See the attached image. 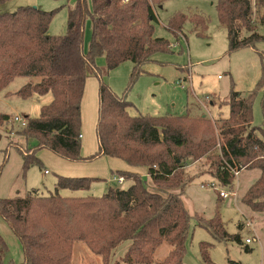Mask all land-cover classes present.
Segmentation results:
<instances>
[{
    "label": "trees",
    "instance_id": "1",
    "mask_svg": "<svg viewBox=\"0 0 264 264\" xmlns=\"http://www.w3.org/2000/svg\"><path fill=\"white\" fill-rule=\"evenodd\" d=\"M162 1L77 0L69 10L65 35L49 32L54 12L26 6L0 14V92L16 78L26 77L29 81L16 93L21 98L52 96L41 107L39 116L26 115L25 125L21 124L20 133L29 143V152H20L24 172L32 165H41L37 152L46 148L72 162L105 156L121 159L134 168L145 167L152 185L158 188L153 190L138 172L117 170L112 172L114 176L123 181L132 179V184L126 189L109 186L102 196H62V190H89L94 182L105 179L58 175L50 194L32 189L25 195L0 198V215L22 244L21 264H72L75 241L86 243L101 257L102 264H112L114 249L123 240L131 241L125 256L128 263H154L157 248L167 240L173 249L159 264H184L190 215L182 193L194 175L200 174L190 175L185 165L189 159L204 158L216 146L217 161L211 175L219 186L233 190L236 172L261 170L243 201L254 212L264 213V134L253 124L251 94L242 96L233 90L225 101L230 115L217 120L215 127L205 118L131 115L133 102L116 95L102 78L121 63L132 61L134 81L143 66L154 60L156 52L169 51L170 43L154 36V21L158 20L154 7ZM216 2L230 53L264 40L252 19V0ZM256 6L260 21H264V0H258ZM89 18L92 39L85 51ZM188 18L177 14L169 20L168 28L175 34L184 32L182 25ZM190 18L198 27L207 28V18ZM102 55L107 60L103 70L96 63ZM92 75L100 81L98 150L84 156L81 104L86 81ZM12 118L0 112V126L15 120ZM167 186L180 192L159 191ZM198 217L199 225L215 239L243 244L240 234L227 232L219 214L210 220ZM244 226L240 224V228ZM211 246L209 242L201 243L203 259L210 264ZM245 250L251 248L246 245ZM7 253L8 245L0 234V264H6Z\"/></svg>",
    "mask_w": 264,
    "mask_h": 264
},
{
    "label": "rangeland",
    "instance_id": "2",
    "mask_svg": "<svg viewBox=\"0 0 264 264\" xmlns=\"http://www.w3.org/2000/svg\"><path fill=\"white\" fill-rule=\"evenodd\" d=\"M76 1L4 0L0 1V14L14 12L26 6L54 12L49 32L53 35H65L69 10L75 6ZM256 2L258 0L251 2L252 19L256 23L257 31L264 36V21H260ZM216 4V0H163L155 5L158 20L154 21V36L166 39L171 46L169 51L156 52L154 60L143 66V72L134 81L131 80L134 69L132 61L121 63L102 77L116 95L133 102L131 115L205 118L217 127V120L230 115V107L225 101L235 90L242 96L252 95L253 124L264 134V40L256 42L255 46L243 47L230 53L227 30L219 21ZM177 14H185L189 18L182 25L184 32L179 31L175 34L168 28V23ZM193 15L207 18V28L198 27L190 18ZM91 39L92 20L89 18L85 25V51H88ZM96 63L102 70L107 68L104 55L97 57ZM88 80L85 95L87 108H84L85 126L82 128L85 138H82V144L87 152H91L89 155H92L98 150L95 127L98 118L100 81L95 75L90 76ZM28 81L29 78L18 77L8 88L0 92V112L9 113L13 118L39 116L41 107L48 104L52 96L47 94L35 95L30 99L21 98L16 93ZM93 89L96 99L94 119L93 108L89 109L90 103H93ZM20 131L21 123L18 120L5 122L0 126V198H11L18 193L25 195L32 189H37L39 194H50L55 190L58 175L105 179L94 182L89 190H62V196H102L109 186L126 189L132 184V179L120 181L112 174L117 170H129L111 163L119 161L128 168L123 160L103 156L93 161L81 162L77 164L81 170L74 171H82L79 173L82 175H70L74 171H67L58 162H66L69 166L76 164L46 148L37 152L41 165H32L24 172V160L20 152L28 153L29 143ZM218 149L219 146H216L202 159H189L185 165V171L190 175L207 173L194 175L182 193V199L190 215L183 262L210 264L203 259L201 251V243L209 242L212 245L209 249L212 264H233L232 262L264 264V213L254 212L243 201L245 193L240 184L247 174L251 175L253 172L241 171L235 178L233 190L219 186L211 175L217 161ZM130 170L144 174L143 178L150 187L153 186L145 167ZM113 177H116L115 180ZM152 189L158 191L157 186H153ZM159 191L163 194L180 192L179 188L171 186L160 188ZM221 191L228 194L236 193V196L221 198ZM216 214L221 216L229 234H240L242 245L236 241H219L206 228L199 225L198 216L210 220ZM242 223H245V226L240 228ZM0 234L8 245L6 264H21L24 260L22 244L1 215ZM247 238H250L251 242L247 243ZM130 244V240H123L117 245L112 255V264H131L125 261ZM246 245L251 251L245 250ZM172 249L173 246L167 240H163L154 254L152 264H159L165 260ZM72 264H102V259L86 243L75 241Z\"/></svg>",
    "mask_w": 264,
    "mask_h": 264
},
{
    "label": "crops",
    "instance_id": "3",
    "mask_svg": "<svg viewBox=\"0 0 264 264\" xmlns=\"http://www.w3.org/2000/svg\"><path fill=\"white\" fill-rule=\"evenodd\" d=\"M88 79H89V77H88ZM87 79V80H88ZM89 81V80H88ZM89 83V82H88ZM95 89V88H94ZM94 89H93V95H94V97H93V103H90V105H89V109H91V108H93V115H92V118L94 119V113H95V107H96V99H95V92H94ZM87 81H86V87H85V91H84V96H83V100H82V104H81V111H82V128L85 126V116H84V110L87 108V104L85 105V95H86V92H87ZM99 93V92H98ZM85 108V109H84ZM98 110H99V102H98ZM83 122H84V124H83ZM97 122H98V118H97ZM96 125H97V123H96ZM95 129H96V127H95ZM82 138H85V134L84 133H82ZM97 148H98V143H97ZM91 152H87V150L85 149V147H84V145L82 144V154L84 155V156H87V155H89ZM103 157V156H102ZM102 157H99V158H102ZM111 158H113V157H111ZM118 159V158H117ZM121 160V159H120ZM69 161V160H68ZM70 162H72V161H70ZM125 162V161H124ZM72 163H75L76 165H74V164H71V166H69V164H67L66 162H61V161H59L58 162V164H61V165H63V167L65 168V169H67V171H71V170H81V169H79V166L80 165H77V164H79V163H81V162H72ZM111 163L112 164H116V165H118L119 167H123V168H125V169H133L134 167H132V166H130V165H128L126 162V164L128 165V168L126 167V166H124V165H122V163H120L119 161H111ZM130 167V168H129ZM147 169V168H146ZM243 170H252V172L254 173H252L251 175H246V177H244V179L242 180V182H240V184H241V188H242V190L244 191V193H246V191L251 187V185H253L259 178H260V176H261V170L260 169H258V168H255V169H243ZM242 170V171H243ZM47 171V170H46ZM128 171V170H127ZM75 172L76 171H74V173H70V175H77V176H79V175H82V174H79V173H81V172H76L77 174H75ZM84 172V171H83ZM139 172H141V171H139ZM241 172V171H240ZM240 172L237 174V176H239L240 175ZM63 173H65V172H63ZM204 173H207V172H204ZM204 173H202V172H200V174H204ZM141 174V173H140ZM146 174V173H145ZM141 175H144V174H141ZM147 175H148V173H147ZM115 178L116 177H113V179L115 180ZM246 180H247V182H246ZM243 185V186H242ZM238 187H239V184H238V186H237V189H238ZM230 195H232V196H236V193H232V194H229V196ZM226 198V197H225ZM252 215V214H251ZM253 216H255V215H253ZM250 224V223H249Z\"/></svg>",
    "mask_w": 264,
    "mask_h": 264
},
{
    "label": "built area",
    "instance_id": "4",
    "mask_svg": "<svg viewBox=\"0 0 264 264\" xmlns=\"http://www.w3.org/2000/svg\"><path fill=\"white\" fill-rule=\"evenodd\" d=\"M149 1L153 3L154 0H149ZM15 120H18L22 125H25V119L24 118H20V117L17 116V117H15ZM46 172H48V171H46ZM238 173L239 172H236V175ZM117 179L120 180V181H123V178H117ZM204 186H206V185H202V187H204ZM220 195L223 196V197H228L229 196V194L227 192H225V191H221ZM246 241H247V243H249V242H251V239L248 238Z\"/></svg>",
    "mask_w": 264,
    "mask_h": 264
}]
</instances>
